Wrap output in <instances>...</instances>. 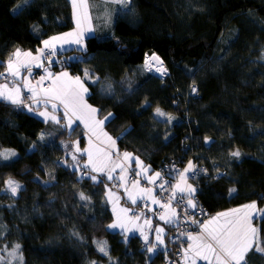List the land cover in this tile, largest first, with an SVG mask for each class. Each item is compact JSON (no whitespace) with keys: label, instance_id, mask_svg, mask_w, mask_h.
<instances>
[{"label":"trees","instance_id":"16d2710c","mask_svg":"<svg viewBox=\"0 0 264 264\" xmlns=\"http://www.w3.org/2000/svg\"><path fill=\"white\" fill-rule=\"evenodd\" d=\"M114 17L102 34L85 39L84 50L54 60L47 50L53 56L45 61L54 72L67 69L83 79L100 118L112 114L104 126L119 147L113 156L130 151L187 203L172 185L191 161L195 206L210 216L252 201L262 207L264 0H130ZM73 29L70 0H0V81L15 83L3 73L14 51H34ZM153 53L165 76L148 70ZM29 68L22 73L31 79ZM22 98L17 106L0 99V151L17 153L0 158V264H8L3 258L16 245L21 264H164L175 247L150 254L138 237L108 229L107 191H117L120 181L85 167L84 131L67 128L60 113V123L38 118L34 102L42 98L31 91ZM157 108L165 115L157 116ZM9 179L21 185L16 196L1 192ZM137 179L156 189L159 178ZM262 215L255 222L264 247ZM167 230L166 237L174 231ZM244 264H264V251L254 246Z\"/></svg>","mask_w":264,"mask_h":264},{"label":"crops","instance_id":"0c3cea01","mask_svg":"<svg viewBox=\"0 0 264 264\" xmlns=\"http://www.w3.org/2000/svg\"><path fill=\"white\" fill-rule=\"evenodd\" d=\"M71 6H72V11H73V21H74V29L69 30L65 33H60L56 34L54 36H51L49 38H46V40L50 41V45L54 44L56 47L59 48L58 53H63L68 51L69 49H80L84 50L85 45L82 47V45L85 42V39L88 38V36L95 35V34H102L104 27L109 28L112 26L114 22V16L117 15L121 10L124 11L127 9L128 5L130 4V0H128L127 4L119 2V0H70ZM78 13V16L76 17ZM79 14L81 15V18L79 17ZM77 18L79 21H77ZM83 30H82V28ZM82 31V32H79ZM71 33L72 35H66ZM82 34L83 39L80 44L74 43L72 41H75L78 36ZM53 37H61L60 40H52L51 38ZM45 40V41H46ZM84 40V42H83ZM44 42V41H43ZM42 42V43H43ZM50 48V47H49ZM49 48L45 49L44 44H42L39 48L36 50H21L20 51V56L16 57L13 54L17 51H14V53L11 55V57L8 59L6 65H5V70L3 73L10 75L8 73V63L11 61L14 66L18 64H27V67H32V68H41L44 69L45 71V80H42L41 78H37L36 80H31L28 79L27 76H22V70L26 67H21L20 68V74L19 76L15 77L16 82L14 84H6V88H0L3 89L5 92H12L15 89H19L18 96L20 98V103L18 104H12L10 101L3 99L0 97L1 100L4 102H8L14 106H17L21 104L22 101V96L24 92L31 91L30 89H35L37 95L35 98H42V100H39L38 102H34L35 107L38 108L37 110H34L36 116L38 118L43 119L46 122H49L51 119L45 120L44 116L39 115L41 112H47L49 114V117L51 116H56L57 119H59V116L57 114L58 110H62L63 115L62 117L65 119V124L66 127L68 128V121H67V116L71 117L73 119V123L71 126V129L75 126H78L81 130L84 131V138L87 140L86 142V147L83 148V151L86 152V149H89V151L93 152L95 151V154L91 156V160L89 158V155L86 164L88 165V169L92 170L93 167L97 169H103L102 171H94L98 172L99 174L103 175L105 178L109 179V175H111L113 180L120 181V185L118 186V190L114 191L111 189H108L107 191V200L110 202V206L112 207L114 204L117 202L126 204V207L122 206V211H123V221H124V226L120 228V230H114V231H121L124 235L125 238H129L130 236H136L139 238L140 241L145 243L144 237L147 236L148 240L151 242L148 245L149 247H152V245H161L157 241V232L155 229V226L149 230V232L145 229L140 228V223H141V216L138 215L136 216L135 219H133L131 222L129 219H131L130 212L135 209L136 205L138 204L139 200H147L149 203L148 210H149V215L147 218H151L155 222V224H158V226L163 230L160 235L161 239L166 237V234L168 233V228H172L176 224V217L177 213L176 210L173 207H169V205L162 204L161 202H158V200L155 197V190L152 188L147 191L145 188H142L137 184V181H129L127 179L133 171L137 173V176H140L147 181H150L151 178L155 176V173H150L149 168L143 167L142 164H137L136 161L137 159L141 162V160L138 157H135L130 151H126L127 153L130 154V158L128 160L124 159V153H120L119 156L115 157L113 154L118 152L119 147H117V143L113 146L111 141L109 140L110 134L106 131L105 126L103 124L98 123V121H103L105 118H100L98 116V111L95 113H91L88 110V107L90 108H95L93 105L91 106L88 101H87V93H83L82 90L80 89L79 85L76 84V78L79 77L77 74H73L72 72L68 71L67 69L64 70H58V72H54L53 70L50 69L49 66L46 67L45 61H47L46 58V51L50 50ZM43 49V55H41L40 50ZM52 52V51H51ZM25 53H31V56H25ZM55 55V54H54ZM33 57H40V59H33ZM40 65L37 67V65ZM67 73V76H64L63 73ZM12 76V75H11ZM80 81L83 84L85 88L87 86L84 84V81L81 77ZM28 80V81H27ZM19 82H22L23 88H19ZM27 82V83H26ZM25 84V85H24ZM2 86V85H0ZM5 86V85H4ZM46 90H53L56 93L61 94L64 96L65 100L67 103H69L70 108L65 109L64 104L60 102L59 99L57 100H52L49 98V95H46ZM32 92V91H31ZM79 96L83 97V102L80 103L79 101ZM47 101V103H45ZM55 103L57 105L56 109L53 110L52 105ZM87 105L88 107H84ZM72 108L75 109V114H73V111L71 110ZM64 111H67L64 114ZM79 117V118H78ZM70 129V130H71ZM126 136V135H125ZM126 139V137H125ZM124 139V140H125ZM111 140H114L116 142V139L111 137ZM82 151V152H83ZM144 169H147L145 172ZM93 171V170H92ZM113 172V173H112ZM184 171H182L183 173ZM186 177H180L173 183V187L176 192L179 194H185L186 197L189 199L190 196L188 195V186L190 185L192 189L195 191L193 192L192 195L195 196L196 192V187L190 182L188 172L185 173ZM124 177L125 179H121ZM187 178V180H186ZM178 186V187H177ZM180 189H184L183 192L180 191ZM194 198L193 196H191ZM119 199V200H118ZM194 203V205L197 203L196 198L195 200L191 199ZM135 201V203L133 202ZM255 202L257 205V201H252V202H247L245 204L237 205L235 208L238 210L240 207L241 209L238 215H235V217H230L228 216L227 219L225 220V223L221 225L222 228H228L231 227L234 231L237 230L240 227V224L243 222L244 228L247 227H252L257 229L256 236L259 239V227L256 225L254 219L257 217V212L262 209L264 212V205L262 207H259L257 205L256 211L252 210L250 212H246L248 204H252ZM164 206H162V205ZM162 207L163 212L161 215L157 218L158 221L154 220V212L157 210L156 208ZM235 208H230L227 209L229 212L230 211H235ZM254 211V212H253ZM144 217V216H143ZM161 217H164V219H161ZM127 218V220H126ZM113 219V218H112ZM166 220H171V223H166ZM211 221V223H207L208 221ZM206 223H204V227H200V230L198 231H193L191 235L196 238L193 240H189L187 243L183 244V250L185 251V256H184V263L183 264H193L195 261V264H209L207 260L201 259L199 255H197V249L200 245L202 244H213L215 245V241L211 239L210 234L213 235H219L221 229L220 227L216 225V223L212 224L214 217L212 219H209ZM137 221V224H134ZM146 244V243H145ZM163 245V244H162ZM161 245V246H162ZM164 246V245H163ZM255 246V245H254ZM253 246V248H254ZM252 248V249H253ZM251 249V250H252ZM249 250L244 257V261L241 262V264L245 263L246 257L248 253L251 251ZM154 251V249H153ZM149 252L150 254L154 252ZM212 264H217L216 260L214 257H212ZM227 264H235V261H227Z\"/></svg>","mask_w":264,"mask_h":264},{"label":"snow or ice","instance_id":"6c2138e0","mask_svg":"<svg viewBox=\"0 0 264 264\" xmlns=\"http://www.w3.org/2000/svg\"><path fill=\"white\" fill-rule=\"evenodd\" d=\"M119 2L127 4L128 0H119ZM66 35H72V34L69 33ZM51 39L52 40H60L61 37H53ZM82 39H83V36L81 34L80 36L77 37V39L75 41H72V42L80 44L82 42ZM43 43H44L45 49L50 47V41L46 40ZM40 52H41V55H43V49H41ZM13 55L16 57H19L20 51L17 50ZM24 55L25 56H31V53H25ZM33 59H40V57H33ZM151 60H156L157 62H160L159 57H156L155 55H153V57H151V58H146L145 64L150 65ZM0 66H3L2 62H0ZM39 66L40 65L38 64L37 67H39ZM21 67H27V64H18L16 66H14L13 63L10 61L8 63V66H7L8 73L10 75H12L13 77H17L20 74V68ZM28 70H29V72L31 71L30 68ZM157 71H160V69H157ZM162 74H166V70ZM63 75L67 76V73L65 72V73H63ZM41 79L43 80L44 78L42 77ZM75 82L77 85H79V87L83 93H87L88 89L83 86L79 77L76 78ZM6 87H7L6 85L0 86V88H6ZM110 88H111V85H108L107 89L110 90ZM30 90L32 91L33 98H35V96L37 95L35 89H30ZM103 91H105V89L102 88V92ZM192 91L196 92L197 90H196V88H193ZM18 92H19V89H15L12 92L0 91V97H2L5 100L10 101L12 104H18V103H20V98L18 96ZM49 93H51V94L49 95ZM45 94L49 95V98L52 100L59 99L60 102L62 104H64V107L66 110L70 108L69 103L66 102L64 96H62L61 94L56 93L53 90H46ZM79 101H80V103L83 102L82 96H79ZM45 103H47V101H45ZM56 107H57V105L55 103H53V105H52L53 110H55ZM84 107H88V106L85 105ZM71 110L73 111V114H75V109L72 108ZM88 110L91 113H95L98 111L97 109L90 108V107H88ZM29 111H32V109L30 107H29ZM155 111H156L157 116H164L165 115L159 108H157ZM39 115L44 116L45 120L51 119L53 122L60 123V121L57 119L56 116L53 115V116L49 117V114L47 112H41V113H39ZM66 115H67V111H66ZM111 117H112V114L109 113L108 116L105 117V119L103 121H98V123L103 124V123L107 122ZM71 125H72V120H71V118H69L68 126L71 127ZM41 139H43V137H41ZM109 140L111 141L112 145L114 146L116 142L114 140H111V137H109ZM206 142H207V138H206ZM33 148H35V145H33ZM76 150L79 151V148L77 147ZM0 155L3 156L4 160H8L10 156L14 157L16 155V153L14 151L6 150L5 153H2ZM231 155L234 157H239L240 152L235 151ZM89 158L91 160V152H89ZM129 158H130V154L125 152L124 153V159L128 160ZM73 159L74 160L76 159L74 154H73ZM136 163L142 164V162H140L138 159H137ZM85 167H87V165H85ZM193 167H194V165L192 164L191 161H189L188 166L184 169V172L181 173V177L183 178L185 173L191 171L193 169ZM92 170L93 171H98V170L102 171L103 169H97V168L93 167ZM144 171L146 172L147 169H144ZM90 178L93 181L97 180L96 176H91ZM112 178L113 177L111 175H109V179H112ZM158 178H160L159 172L155 173V176L150 179V182H154V180L158 179ZM121 179H125V178L122 177ZM5 183L7 184L8 190H10L11 195L16 196L18 190L21 188V185H19L18 183H16L15 181H13L11 179L6 181ZM160 187L163 188V185H160ZM180 191L183 192L184 189H180ZM187 191H188V195L191 197L195 190L192 189L191 186L189 185ZM232 191H234V189ZM80 198H81V200L88 199V197H86L83 193L80 194ZM133 202L135 203V201H133ZM188 204L191 207H195V205L193 204L191 199H189ZM245 207L255 209L256 204H255V202H253L251 205H247ZM123 211H127V210L125 209ZM221 215H227V214H221ZM161 219H164V217H161ZM166 223H171V220H166ZM209 223H211V221H209ZM117 226H118L117 224L109 225L110 228H116ZM202 227H204V226L202 225ZM162 231L163 230L160 229L159 227L156 229V232H157L156 238H157V241L159 243H163V240L161 239V235H160V233ZM256 233H257V229H255V228H252L250 226L247 228H244L243 222L240 224V227L235 231L231 227L222 228L219 235L210 234L211 239L215 241V245L210 244V243L200 245L197 249V255H199L201 259L207 260L209 262V264H212V257L215 258L217 264H227V261H229V260L235 261V264H241V262L244 261L245 254L249 250H251L254 245L256 247V251H258V252L264 251V247L261 246V242L258 240ZM144 239H145L146 244L151 243L148 240L147 236H145ZM188 239L193 240L196 238H194L191 234H189ZM97 244H98L99 251H101V252L105 253V255H107L106 248L104 246L105 242L99 241V242H97ZM155 247H156V245H152V247H149L147 250L149 252H152ZM19 248H20V245L15 246V249H19ZM10 255H15V250L13 251V253H10ZM193 264H195V261L193 262Z\"/></svg>","mask_w":264,"mask_h":264},{"label":"rangeland","instance_id":"374dc122","mask_svg":"<svg viewBox=\"0 0 264 264\" xmlns=\"http://www.w3.org/2000/svg\"><path fill=\"white\" fill-rule=\"evenodd\" d=\"M78 16V13H77V15H76V17ZM79 17L81 18V15L79 14ZM77 21H79V19L77 18ZM80 22V21H79ZM82 28V27H81ZM82 30H83V28H82ZM79 32H82V31H79ZM83 42H84V40H83ZM42 44H44V43H42ZM85 45V42H84V44L82 45V47ZM39 48V47H38ZM50 51H52V53H54L55 54V57L54 58H52V59H49V60H54L55 58H57V56L59 55V53H58V51H59V48L58 47H56L54 44H51L50 45ZM156 65V66H155ZM160 66H162V68H160ZM147 68H148V70H150L151 72L153 71V72H155L157 75H160V76H165V74H162L163 72H165V70H166V68H165V65L164 64H162V65H158V64H155V62H153L152 60H151V63H150V65H147ZM34 70H35V68H33ZM157 69H160V71H157ZM40 72H41V70H35V76H36V74L38 73V75L40 76ZM166 73H167V70H166ZM22 76H27L28 77V79H30L29 78V76L26 74V75H23L22 74ZM37 77V76H36ZM44 79L43 80H45V78L46 77H44V76H42ZM32 79H34L33 77H31V80ZM17 81V80H16ZM15 81V82H16ZM28 81V80H27ZM8 82H6V81H0V85H2V86H4V85H6ZM27 83V82H26ZM25 85V84H24ZM7 86H8V84H7ZM23 86V84H22V82H19V88H21V90H22V87ZM0 91H3V89H0ZM57 113H60V114H62L63 115V112H62V110L60 109V110H58L57 111ZM66 112L64 111V114H65ZM69 118H71V117H69V116H67V121H69ZM71 120H72V123L74 122L73 121V119L71 118ZM67 125H68V123H67ZM71 126H73V125H71ZM68 128L69 129H71V127H69L68 126ZM86 152L87 153H89V152H91V151H89V149H86ZM2 153H5L4 151H0V154H2ZM17 154V153H16ZM95 154V151H94V153L93 152H91V156L92 155H94ZM10 157H12V156H10ZM0 158L1 159H3V156L2 155H0ZM113 173V172H112ZM135 173V171H133L132 172V174H131V177L129 178V179H131V180H129V181H137V184H139V186H141L142 188H145L147 191L149 190V188L150 189H152L151 187H148V186H146V185H143L142 184V180H140V179H137V174H135V175H133ZM191 173H193V171L191 170ZM184 177H186L185 175H184ZM186 180H187V178H186ZM154 190H156V189H154ZM3 194H11V192H10V190H8V186L6 187V190H2L1 191ZM194 198H192V197H190L191 199H193V200H195V196L194 195H192ZM155 197H156V199L158 200V202H160V200H161V198H159V193L157 192V193H155ZM119 200V199H118ZM143 201H147V200H145V199H141V200H139V202H138V204L136 205V207L138 206V208L139 207H141V208H145V209H142V210H140L139 212H137L136 210H134L133 209V211L132 212H130V216H131V219H129V221L131 222L133 219H135L136 218V216H138V215H142L140 218H141V223H140V228L141 229H145V230H147L148 232H149V230H151V228L153 227V226H155V229H157L159 226H158V224H155V222L153 221V220H151V218L149 219V218H147V216L149 215V213H148V209H147V207L149 206V203H148V205H145L144 204V202ZM148 202V201H147ZM193 202V201H192ZM163 204V203H162ZM161 204V205H162ZM194 204V203H193ZM165 205H167V204H165ZM248 205H251V204H248ZM122 206L123 207H126V204H123V203H121L120 202V200H119V202H117L116 204H114L112 207H111V211H112V214H113V219L111 220V223L109 224V225H112V224H117L118 226L116 227V228H110L109 227V225H108V229H110L111 231H114V230H120V228H122V226H124V221H123V211H122ZM162 206H164V205H162ZM169 207H173L175 210H176V213H177V215H178V213H179V211H178V209L174 206V204L171 202V203H169ZM235 208V207H234ZM256 208H257V205H256ZM256 208H255V210L254 209H251V208H247V210H246V212H250V211H252V210H254V211H256ZM147 209V210H146ZM157 210H155V212L153 213L154 214V220H156V221H158L157 220V218L161 215L160 214V212H159V209H158V207L156 208ZM237 208H235L234 210L235 211H228L227 209H224V211H219V212H216V213H214L212 216H210V215H208L207 216V220L205 219V221H204V223H206L209 219H212L213 217H214V220H213V222H212V224H213V226H214V224L216 223V225L218 226V228L221 226V225H223L224 223H225V220L227 219V217L228 216H230V217H235V215H238L239 214V212H240V210L239 209H241V207L238 209V210H236ZM253 211V212H254ZM163 212V211H162ZM161 212V213H162ZM264 212L262 211V209L261 210H259L258 212H257V217L254 219L255 221H256V219H258V218H260L261 216H263L262 214H263ZM221 214H227V215H221ZM144 216V217H143ZM176 219H177V217H176ZM126 220H127V218H126ZM210 221V220H209ZM209 221L207 222V223H209ZM254 221V222H255ZM177 222H178V219H177V221H176V224L173 226V230L175 231H179V229L180 228H178L177 227ZM204 223H202V224H200L199 226L201 227L202 225H204ZM206 223V224H207ZM256 223V222H255ZM134 224H137V221L134 223ZM257 226H258V223L256 224ZM200 227H199V229H198V227L197 228H193L194 230L193 231H196V230H200ZM259 227V226H258ZM160 228V227H159ZM161 229V228H160ZM220 229H221V227H220ZM121 232V231H120ZM191 233H193V232H188L187 230L185 231V235L187 236V238L184 240H178V242L176 243V244H174L178 249H180L182 252H183V256H185V251L183 250V244L184 243H187L189 240H188V237H189V234H191ZM167 238L165 237V239L164 238H162V240H163V243H161V245L163 244V245H166L167 243H168V241L166 240ZM259 240V239H258ZM141 242V241H140ZM161 245H156V247H162ZM155 247V248H156ZM15 250V255H10V253H13V251ZM9 253V254H8ZM8 255H6L3 259L8 263V264H21L22 263V261H23V258H22V256H21V254H20V252H19V250L18 249H13V250H10V251H8ZM3 256H4V254H3ZM2 256V257H3ZM0 259H1V257H0ZM184 263V257H183V260H182V262H181V264H183Z\"/></svg>","mask_w":264,"mask_h":264},{"label":"built area","instance_id":"2783aa9c","mask_svg":"<svg viewBox=\"0 0 264 264\" xmlns=\"http://www.w3.org/2000/svg\"><path fill=\"white\" fill-rule=\"evenodd\" d=\"M46 54H48V56H53V54L50 51H47ZM34 73H35L34 70L30 71V76L33 78L37 76V74L35 76ZM43 75H44L43 72H40V76ZM1 78L7 79V76L1 75ZM26 96H29V93H27ZM162 176L163 175H161L160 178L154 182V186L159 193V198H161L160 200L161 203L169 205V203L172 202L174 206L178 209L179 213L177 215V219H178L177 227L180 229L179 231L175 230L171 234H169L166 239L168 243L163 248L156 247L155 251L160 252L163 249H172L173 247H175L173 250L174 251L173 254L164 260V264H181L184 257L183 252L180 249H178L174 244H176L178 240H183V239L185 240L187 238V236L185 235L186 230L190 232L191 229L197 228L200 224L204 223L205 219L207 220L208 212L204 207H200L198 204L195 207L191 208L190 206H188L187 199L185 197L175 196L171 191V187L163 185L162 181L163 179H165V177ZM160 185H163V188H161ZM148 187H150V185ZM143 202L145 205H148L147 201H143ZM139 209L142 210L145 208H141V207L138 208L137 206V210ZM158 209L161 214V212L163 211L162 207Z\"/></svg>","mask_w":264,"mask_h":264},{"label":"water","instance_id":"95a60500","mask_svg":"<svg viewBox=\"0 0 264 264\" xmlns=\"http://www.w3.org/2000/svg\"><path fill=\"white\" fill-rule=\"evenodd\" d=\"M153 55H155L156 57H158V55L157 54H155V53H153ZM153 55L151 56V57H153ZM159 61L160 62H157L156 60H153V62H155L156 64H158V65H161V64H163V61L159 58ZM162 62V63H161Z\"/></svg>","mask_w":264,"mask_h":264},{"label":"bare ground","instance_id":"6f19581e","mask_svg":"<svg viewBox=\"0 0 264 264\" xmlns=\"http://www.w3.org/2000/svg\"><path fill=\"white\" fill-rule=\"evenodd\" d=\"M160 68H162V66H160ZM200 226H198V229H199Z\"/></svg>","mask_w":264,"mask_h":264}]
</instances>
